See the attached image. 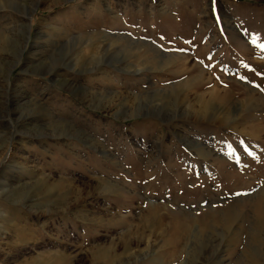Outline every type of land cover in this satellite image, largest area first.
I'll return each instance as SVG.
<instances>
[{"label": "rangeland", "instance_id": "obj_1", "mask_svg": "<svg viewBox=\"0 0 264 264\" xmlns=\"http://www.w3.org/2000/svg\"><path fill=\"white\" fill-rule=\"evenodd\" d=\"M261 45L264 0H0V264H264Z\"/></svg>", "mask_w": 264, "mask_h": 264}, {"label": "bare ground", "instance_id": "obj_2", "mask_svg": "<svg viewBox=\"0 0 264 264\" xmlns=\"http://www.w3.org/2000/svg\"><path fill=\"white\" fill-rule=\"evenodd\" d=\"M209 111H210V110H208V109H207V110H205V112H209ZM202 113H203V112H202ZM204 114H205V113H204Z\"/></svg>", "mask_w": 264, "mask_h": 264}, {"label": "snow or ice", "instance_id": "obj_3", "mask_svg": "<svg viewBox=\"0 0 264 264\" xmlns=\"http://www.w3.org/2000/svg\"><path fill=\"white\" fill-rule=\"evenodd\" d=\"M261 47H264V45H261Z\"/></svg>", "mask_w": 264, "mask_h": 264}]
</instances>
